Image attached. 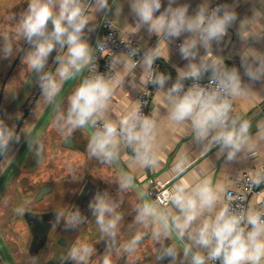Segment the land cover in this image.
Returning <instances> with one entry per match:
<instances>
[{
  "label": "clouds",
  "instance_id": "1",
  "mask_svg": "<svg viewBox=\"0 0 264 264\" xmlns=\"http://www.w3.org/2000/svg\"><path fill=\"white\" fill-rule=\"evenodd\" d=\"M98 9L108 7V0H96ZM130 14L136 29L144 28L157 37L155 47L143 52L139 60L133 59L140 49L114 54L109 61L111 75L94 73L82 79L67 98L66 111L58 112L56 121L61 131L71 135L79 129H93L87 151L90 156L111 163L118 159L121 148H128L143 167L157 164L155 132L157 114L145 115L133 107L117 113L116 119L108 116L111 100L125 77L136 68L142 70L140 84L153 85L167 102L168 119L176 124L190 125L197 139L206 141V147L218 146L227 150L232 160L246 143L249 123L231 117L232 100L245 88L236 68H227L224 62L212 56L214 42L219 43L236 21L237 14L227 4L211 6V0H201L190 13L191 4L185 0H128ZM15 21L14 27L0 31V50L7 59L13 52V39H23L30 47L23 63L38 76V85L45 103H52L60 94L64 82L93 61V49L85 38L91 17L82 0H27L26 9L5 18ZM135 30V29H134ZM10 33H14L10 35ZM183 37L178 45L181 59L187 61L176 67V79L165 87L171 76L159 72L154 63L167 59V45ZM98 46L103 48L104 45ZM203 49V54L201 53ZM56 51L55 73L46 71L51 54ZM107 54V52H105ZM119 66V68H118ZM241 66L249 80L264 78V60L255 65L242 59ZM207 75V83L201 81ZM190 81L186 87L185 82ZM132 86L137 85L132 82ZM19 137L0 120V154L7 151L10 142ZM132 176L124 175L120 187L132 185ZM255 184L264 182V174H257ZM223 188L213 185L204 177L195 185L182 181L168 192L164 199L143 200L137 205L136 221L144 227L152 226L155 239H165L173 233L183 244V256L189 264H264V210L248 207L235 211L224 201ZM163 205V206H161ZM100 232L115 242L119 221L117 205L105 192H97L88 205ZM18 208V213H23ZM63 217L66 227L75 228L85 221L79 208L61 210L57 221ZM137 233L122 245L125 252H132L142 238ZM92 245L77 241L68 251L66 259L74 264H87L94 253ZM177 256L175 246L164 249L160 259ZM103 264H112L106 254Z\"/></svg>",
  "mask_w": 264,
  "mask_h": 264
},
{
  "label": "crops",
  "instance_id": "2",
  "mask_svg": "<svg viewBox=\"0 0 264 264\" xmlns=\"http://www.w3.org/2000/svg\"><path fill=\"white\" fill-rule=\"evenodd\" d=\"M215 1L211 0V5ZM180 2H185V0H180ZM187 2L191 4V13L201 0H187ZM93 4L91 13H88L91 20L85 30V38L93 49V55L97 42L102 38V25L107 17L114 20L120 34L133 37L146 49L156 46L157 37L149 35L144 28L136 29L128 0H108V7L102 10L98 9L96 0ZM225 4L236 12L237 19L229 27L223 39L219 43H213L211 53L213 57L221 59L225 67L236 68L240 73L245 90L233 99L234 110L231 117L238 123L248 121L249 130L246 143L232 160L227 158V150L221 152L218 146H212L210 149L206 147L207 142L197 139L190 125L176 124L168 119L167 102L161 94L157 93L153 85L140 84L139 78L142 70L139 67L136 68L131 75L125 77L123 85L116 89L108 116L116 119L117 113L122 114L136 107L141 92L152 87V102L148 115L153 112L157 114L154 140L157 164L154 167H143L135 160L131 149L121 148L118 159L109 165L121 177L126 174L132 176L130 187L141 201L145 199L154 201L147 193L149 178H154L160 184L172 189L182 181L195 185L204 177H210L214 186L220 185L223 188L222 197L225 201V192L233 184L232 177L253 166L264 165V130L261 129L264 114V78L256 81L249 80L241 66L242 59L252 65H255L258 59L264 60V0H226ZM12 5L13 3L8 8L9 10H13ZM16 9L17 7L14 8ZM182 40L183 37L168 44V58L157 59L154 63V67L158 64L159 72L171 76L166 88L176 79V67H183L187 63L181 59L178 51V45L182 43ZM22 43V38L13 39V52L7 59L3 58V52L0 50V120H3L15 136L19 137V142L14 139L10 142L7 151L0 154L3 155L0 160V203L4 206H8L13 201L26 202L27 198L38 193L39 187L43 184H52L55 189L58 181L67 182L72 179L76 180L78 177V174L68 169L69 164L61 167L50 164L53 156L49 162L44 163L43 160L47 159V154L38 152V149L44 146V141L37 136L41 129L43 132L46 127L55 126L58 137L62 136V147L71 152H78L80 157L78 156L74 161L84 157L86 161L87 158H93L95 164L97 161L101 163V160L90 156L87 151V144L93 129L74 131L72 133L74 134V145L66 147L64 143L70 135L61 131L56 121L57 113L67 109V98L82 79L87 77L90 65L83 68L81 72L75 73L72 79L65 81L60 94L52 103H45L38 85L37 74L30 72L23 63L26 50L22 47ZM26 45L28 46L27 43ZM54 52L49 57L45 69L47 71L51 67L53 73L58 66L56 63L51 66L55 61ZM201 53L203 54V49ZM132 82L137 86L133 87ZM56 144L51 147L53 148ZM63 157H68V155H63ZM86 169L88 170V173L85 171L84 174L86 181L101 185L104 193L106 185L97 168L92 170L88 167ZM54 189L45 194L47 200H56L58 199L56 197L60 196L55 195ZM260 196L259 192L251 194L248 207H254ZM3 209H0V213ZM82 216L85 217L84 214ZM170 237L177 245V263L189 262L185 260L182 251L184 242H188L187 239L181 241L175 233ZM104 249L96 254L95 259L103 253ZM129 255V252L122 255L123 258L119 264H130ZM146 264H149V261Z\"/></svg>",
  "mask_w": 264,
  "mask_h": 264
},
{
  "label": "rangeland",
  "instance_id": "3",
  "mask_svg": "<svg viewBox=\"0 0 264 264\" xmlns=\"http://www.w3.org/2000/svg\"><path fill=\"white\" fill-rule=\"evenodd\" d=\"M94 2L95 0H82V3L87 8V14L91 13ZM11 3H13V10L8 9L11 6ZM15 7H17L16 10H14ZM26 7L27 0H0V31H3L5 27H14L15 21H9L5 18L13 13H15L18 18L19 13L23 12ZM12 22L13 24L11 25ZM10 35L14 36V33H10ZM0 44H2V41H0ZM22 47L28 51L30 46H27L26 42L23 40ZM54 53V57H56L58 52ZM9 62L11 63V60H9ZM54 64L55 61L51 66H54ZM51 70L52 68L50 67L47 71ZM42 130L43 129H41V131ZM41 131L37 136L44 141V146L42 147L44 151L38 149V152L41 154H47V159L43 160L44 163L49 162L52 159L51 156H53V159L49 162L50 164L55 166L59 165L60 167L69 164L67 166L68 169L71 172L78 174L76 180L72 179L67 182L58 181L56 184L57 187L54 189L55 195H60L59 198L56 197L58 198L57 200H60V202L68 200L71 202L70 206L72 207L80 190L87 183L85 179L86 175H84L85 171H88L86 168L90 167L92 170L97 168V171H99L98 173H100L103 178L102 181L106 185L104 193L106 192L108 198L117 205L116 212L122 216V219L118 224V231L114 243L111 238L104 236L100 232L93 214L86 218L83 223L72 228V230H75V233H72L70 236L72 246L79 240L92 245L95 249L94 253L88 258L87 264H102L104 256L109 253L111 255L112 264H119L121 258H123L122 255L126 253L121 246L131 241L137 233H142L143 235L141 240L135 246V250L130 252V264L132 262H134L133 264H137V262H139V264H146L148 261L149 264H158V257L162 249H158L156 244L158 242L164 243L165 240H158L153 237L151 225L146 228L143 224L137 223L135 219L137 215L136 208L142 201L131 187L123 189L120 187L122 177L109 165L108 162L101 161V163H99L97 161L95 164L93 158H87L86 161L84 157L82 159L80 158L78 161H74L79 156L77 154L78 152H71L62 147V136L58 137L57 128L55 126H48L43 132ZM54 144L56 145L52 148L51 146ZM63 155H68V157H63ZM1 156L2 155H0V160L2 159ZM98 163L99 166H97ZM57 192H59V194H57ZM6 238L8 240V248L4 249L2 245H0V255L4 258L3 264H38L39 261H43L44 264H47V261L53 259L52 253L48 251L50 244L43 249L38 259H34L30 255L26 247V243L29 240V234L26 229H22L10 237L6 235ZM11 240L13 242H11ZM103 249V253L95 259L96 254L100 253Z\"/></svg>",
  "mask_w": 264,
  "mask_h": 264
},
{
  "label": "built area",
  "instance_id": "4",
  "mask_svg": "<svg viewBox=\"0 0 264 264\" xmlns=\"http://www.w3.org/2000/svg\"><path fill=\"white\" fill-rule=\"evenodd\" d=\"M225 2L226 0H216L211 6L215 7L217 5L225 4ZM102 28V38L100 39L99 43L104 45V47L100 48L98 44L96 45L95 53L93 55V61L90 64L87 76L92 75L96 72L105 75H111L112 73L110 72L109 61L111 59V56L114 54L126 53L133 48H139V53L133 57V59L139 60L143 55V52L146 50V48H144L133 37L125 34H120L114 20L111 17L105 18ZM105 52H107V54H105ZM157 66L158 64H156L155 66L156 69ZM207 82L208 81L206 75L205 79L201 81V83L206 84ZM190 83V81H186V87L190 85ZM151 102L152 87H149L141 92L137 106L140 108L143 114L148 115ZM232 104L233 111V100ZM261 129L264 130V114ZM257 174H264V165L253 166L248 170L241 172L239 175L232 177L233 184L225 192V202H227L233 210H246L248 208L249 196L254 192L261 193V196L256 201L254 208L258 210H264V182L260 184H255L253 182ZM148 184L149 188L147 189V193L154 201H157L158 199H164V193L168 192L171 189L169 186L160 184L154 178H149ZM216 264H219V262L217 261Z\"/></svg>",
  "mask_w": 264,
  "mask_h": 264
},
{
  "label": "flooded vegetation",
  "instance_id": "5",
  "mask_svg": "<svg viewBox=\"0 0 264 264\" xmlns=\"http://www.w3.org/2000/svg\"><path fill=\"white\" fill-rule=\"evenodd\" d=\"M51 186V190L54 189V186L52 184L46 183L43 184L41 187H39V191L43 186ZM84 187V186H83ZM82 190V189H81ZM80 190V192H81ZM38 191V193H39ZM79 192V194H80ZM103 193V187L101 185H95L94 183H91V191L88 197L83 201L81 207L79 208L81 215L84 214L85 217H89V215L92 213L89 209L88 205L89 202L92 200L93 196L97 193ZM38 193L35 196H32L30 198H27L26 202L18 201V202H10L8 206H4L0 203V209L4 208L2 213H0V244L2 247L8 248V240L6 238L7 236H11L14 233H17L21 231L22 229H26L27 233L29 234V240L26 243V247L29 251V247L32 243V232L30 229L29 222L26 218L27 212H35V213H48V212H54L61 210H75L74 204H72V207L70 206V202H60V200L55 199H46L47 195H44L42 199L37 200L36 197ZM78 194V196H79ZM77 196V198H78ZM59 198V197H58ZM76 198V199H77ZM76 201V200H75ZM23 208V213H18L17 209ZM83 211V212H82ZM75 232V231H74ZM72 231L71 227H66L65 225V219L61 217L58 221H56L52 227L50 228L48 239L44 247L41 249L39 254L37 256H33L30 251V255L34 259H38L40 253L45 249L49 244L48 251L52 253V260L47 261V264H64L67 257V253L72 247L71 245V234L74 233ZM10 242V240H9ZM11 242H13L11 240ZM7 243V244H6ZM10 250V249H9ZM0 261L3 264L4 258L0 255ZM71 261V260H70ZM72 264H74L73 261H71ZM38 264H44L43 261Z\"/></svg>",
  "mask_w": 264,
  "mask_h": 264
},
{
  "label": "water",
  "instance_id": "6",
  "mask_svg": "<svg viewBox=\"0 0 264 264\" xmlns=\"http://www.w3.org/2000/svg\"><path fill=\"white\" fill-rule=\"evenodd\" d=\"M73 145H74V134H71L66 139L64 146L72 147ZM50 190H51V186H47V185L43 186L40 189L36 199L37 200L42 199V197L45 194H47ZM90 191H91V183L87 182L85 186L82 188L78 198L76 199L74 208L81 207L83 201L90 194ZM58 213H59L58 211L48 212V213H35V212L26 213V218L29 222L30 229L32 232V243L31 246L29 247V251L34 257L39 254L41 249L46 244L50 228L57 221L56 217ZM170 246H175L176 250H178L177 245L174 244V241L171 237L166 238L164 243L160 242L157 244V247L162 248L158 258V264H179L177 263L176 258L174 261L172 260L171 257H164L163 259H160L164 249ZM0 264H2L1 261ZM64 264H72V263L70 259H68ZM183 264H189V262H185Z\"/></svg>",
  "mask_w": 264,
  "mask_h": 264
}]
</instances>
